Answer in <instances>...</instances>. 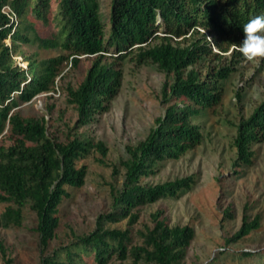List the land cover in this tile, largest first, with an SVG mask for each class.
<instances>
[{
	"label": "trees",
	"instance_id": "obj_1",
	"mask_svg": "<svg viewBox=\"0 0 264 264\" xmlns=\"http://www.w3.org/2000/svg\"><path fill=\"white\" fill-rule=\"evenodd\" d=\"M55 2L51 21L57 29L41 37L29 18L48 24L51 0H0V138L6 130L8 142L0 140V205H4L0 228L21 226L23 209L28 206L37 218L42 253L38 264H106L113 258L119 262L130 259V264H181L194 235L191 226H169L160 214H154L153 227L141 233L142 245L129 247V230L104 225L127 219L132 226L139 219L140 207L189 188V179L154 186L140 181L153 175L163 161L177 160L200 144V127L191 119L220 103L222 82L236 67L232 60L202 76L194 66L209 56L220 59L230 49L233 58L242 55L232 44L243 41L242 27L250 18L264 14V0H111L108 30L100 20L97 0ZM186 35L188 45L172 43L174 38L185 40ZM206 35L212 38L211 44ZM157 39L160 43L150 46ZM23 43L42 50L59 49L67 56L24 57L27 65L22 68L14 57L23 55ZM134 51L138 61H150L173 77L162 90L164 101L172 105L144 141L126 147L128 157L119 162L125 170L123 188L114 196L111 211L98 216L92 232L73 235L69 243L48 252L58 226L59 207L70 196L68 189L84 184L86 166H79V161L94 149L100 155L98 162L104 165L107 149L102 142L93 143L76 133L66 142H58L48 135L43 117L24 118L15 108L53 90L64 60L71 59V65L76 66L80 57H93L82 82L67 91L77 112L75 128L86 126L108 110V102L120 86L115 62L103 60L106 56L122 60ZM263 140L264 101L237 126L234 165L251 164V146ZM258 228V216L250 221L245 217L228 242H237ZM242 255L253 257L251 252Z\"/></svg>",
	"mask_w": 264,
	"mask_h": 264
},
{
	"label": "rangeland",
	"instance_id": "obj_2",
	"mask_svg": "<svg viewBox=\"0 0 264 264\" xmlns=\"http://www.w3.org/2000/svg\"><path fill=\"white\" fill-rule=\"evenodd\" d=\"M97 1L100 20L108 30L111 0ZM55 7V0H51L48 24L29 18L41 37H48L57 29L51 21ZM209 37L206 38L211 44ZM184 39L174 38L172 43L186 46L190 38L186 35ZM5 42L10 44L8 39ZM158 43L160 39L152 40L150 46ZM20 51L23 55L17 54L14 59L22 68L27 65L24 57L35 55L41 60L67 56L59 49L42 50L24 43L20 45ZM213 52H218L215 47ZM136 53L134 51L122 60L107 56L103 60L115 62L114 68L120 73V86L108 102V110L86 126L75 128L77 112L69 102L67 91L82 82L93 57H80L76 66L71 65V59L64 60L53 90L40 93L15 108L24 118L43 117L48 135L58 142H66L76 133L93 143L102 142L107 149L104 165L98 162L100 155L94 149L79 161V166H86L84 184L68 189L70 196L59 207L58 226L48 252L69 243L73 235L92 232L98 216L111 211L114 196L123 188L125 170L119 162L128 157L126 147L144 141L156 126V120L172 105L164 101L162 90L173 77L166 76L150 61H138ZM232 54L230 49L221 54L220 59L209 56L194 66L202 76L232 60L236 67L222 82L220 103L191 119L200 127V144L177 160L163 161L153 175L144 176L140 181L141 185L154 186L189 179V188L179 191L175 197L140 207L139 219L132 226L128 225L127 219L104 225L109 229L129 230V247L142 245L141 233L153 227V215L158 213L169 226L189 225L193 228L194 235L181 264H264V140L251 146L254 155L247 166L234 165L237 155L233 147L238 124L248 119L264 101V59L248 61L243 55L233 58ZM5 132L0 140L8 144ZM3 207L0 205V210ZM255 216L259 217L257 230L237 242H228L245 217L250 221ZM36 225L35 213L26 206L21 226L0 228V264L8 261L10 264L39 263L42 253ZM244 252H251L253 257H244ZM106 264H130V259L119 262L113 258Z\"/></svg>",
	"mask_w": 264,
	"mask_h": 264
},
{
	"label": "clouds",
	"instance_id": "obj_3",
	"mask_svg": "<svg viewBox=\"0 0 264 264\" xmlns=\"http://www.w3.org/2000/svg\"><path fill=\"white\" fill-rule=\"evenodd\" d=\"M244 39L240 44H232L248 61L264 59V14L248 20L242 27ZM212 41V38H208Z\"/></svg>",
	"mask_w": 264,
	"mask_h": 264
},
{
	"label": "built area",
	"instance_id": "obj_4",
	"mask_svg": "<svg viewBox=\"0 0 264 264\" xmlns=\"http://www.w3.org/2000/svg\"><path fill=\"white\" fill-rule=\"evenodd\" d=\"M3 10L6 11V10H8V9H6V7H4Z\"/></svg>",
	"mask_w": 264,
	"mask_h": 264
}]
</instances>
